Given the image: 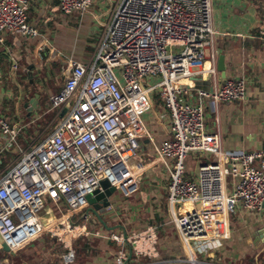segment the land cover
<instances>
[{
    "label": "built area",
    "instance_id": "1",
    "mask_svg": "<svg viewBox=\"0 0 264 264\" xmlns=\"http://www.w3.org/2000/svg\"><path fill=\"white\" fill-rule=\"evenodd\" d=\"M91 4L59 0V10L81 14ZM7 32L39 35L28 21L26 0H0V45ZM216 32L211 0H117L91 60L70 62L62 87L49 97L51 108L74 99L52 131L22 146L18 136L25 124H12L0 112V153L18 150L11 165L0 171V235L9 250L48 235L64 246V263L74 260L73 242L89 235L86 224L72 216L44 220V202H62L72 214L87 204L86 195L101 180L117 187L132 176L130 159L139 145L133 124L141 123L152 92L169 118L170 134L156 154L169 175L167 205L181 259L197 264L199 255L214 246L204 221L207 208L262 209L264 148L223 150L209 142L205 126V100H243L245 79H225L217 89H199L190 98L192 78ZM205 152L212 158L201 160L196 174L187 175L185 157ZM110 237L119 245L112 264H127L132 255L159 256L153 224Z\"/></svg>",
    "mask_w": 264,
    "mask_h": 264
},
{
    "label": "crops",
    "instance_id": "2",
    "mask_svg": "<svg viewBox=\"0 0 264 264\" xmlns=\"http://www.w3.org/2000/svg\"><path fill=\"white\" fill-rule=\"evenodd\" d=\"M116 2L92 0L83 13L64 14L59 10V0H26L28 21L39 35L31 38L7 32L0 45V112L8 122L27 124L44 119L47 109L42 92L48 91L49 98L62 87L70 62L91 60L102 26ZM211 25L217 32L192 78L190 98L194 100L199 89H217L225 79L244 78L243 100H205L206 132L209 142L223 150L262 149L264 0H211ZM41 40L44 43L35 48ZM20 90L22 98L16 107ZM35 93L39 94L37 103L29 110L28 100ZM54 118L50 116L48 121L52 123ZM140 119L141 123L133 124L139 145L130 159L132 176L116 187L110 205L100 214L103 222L92 212L85 215L87 204L71 214L62 202H44L40 212L44 220L72 216L89 230V235L73 242L74 260L68 264H112L119 245L111 234L127 235L150 224L158 230L159 256L132 255L127 264H190L181 259L182 247L167 205L169 175L156 154V148L170 134L169 118L157 93L149 95V107ZM14 150L0 153V171L5 167L1 157ZM190 156L194 167L185 170L189 176L196 174L201 160L212 158L209 152ZM203 215L214 246L199 255L197 264H264V205L261 210H230L217 205L204 210ZM64 253V246L56 238L43 235L14 250L0 246V264H66Z\"/></svg>",
    "mask_w": 264,
    "mask_h": 264
},
{
    "label": "rangeland",
    "instance_id": "3",
    "mask_svg": "<svg viewBox=\"0 0 264 264\" xmlns=\"http://www.w3.org/2000/svg\"><path fill=\"white\" fill-rule=\"evenodd\" d=\"M50 84H48L49 86ZM185 85H181V88H185ZM43 102H44V109H47V115L44 117V119L41 122H29L25 124L23 129L21 130L19 136H18V143L22 146L26 145V142L31 141H40L42 140L50 131H52L61 121L64 116L69 112L71 109L74 99H71L67 104L64 106L60 105L56 108H51L48 98V91H43ZM50 116H54V120H52L50 123L48 120L50 119ZM27 119H30V115L28 114ZM59 122V123H58ZM18 150L15 148L14 152L11 154H5L3 157H1L2 165H11V160L15 158L17 155ZM184 164L186 169L185 170H191L194 167V161L192 160L190 154H188L184 159Z\"/></svg>",
    "mask_w": 264,
    "mask_h": 264
},
{
    "label": "water",
    "instance_id": "4",
    "mask_svg": "<svg viewBox=\"0 0 264 264\" xmlns=\"http://www.w3.org/2000/svg\"><path fill=\"white\" fill-rule=\"evenodd\" d=\"M43 43L44 40L39 41L38 44L35 46V48H39ZM221 63H222V58L219 61V64ZM219 67L223 70L222 65H220ZM13 69L14 67H12L11 72L13 71ZM189 87H194V84L190 85ZM18 88H20L19 85ZM38 97L39 94L35 93L33 98H30L28 100V102L31 104L29 110H32V108L36 105ZM21 98H22V92L20 90V95L18 97L16 107L18 106V103L21 100ZM99 184L100 186L98 188H96L92 193L87 194L85 197L87 202L85 215H87L89 212H92L98 221L103 222L100 214L105 212L106 208L110 205L111 203L110 197L115 192L116 187L110 185V183L106 179L101 180ZM263 205H264V201H263ZM85 215L83 217H85ZM0 245L2 249L9 250L8 245L4 242L3 237L1 235H0Z\"/></svg>",
    "mask_w": 264,
    "mask_h": 264
}]
</instances>
